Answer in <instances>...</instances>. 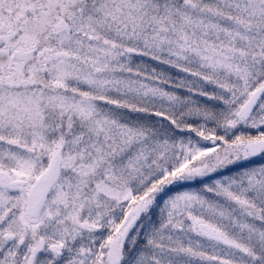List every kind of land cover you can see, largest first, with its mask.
I'll return each instance as SVG.
<instances>
[{
	"label": "snow or ice",
	"instance_id": "1",
	"mask_svg": "<svg viewBox=\"0 0 264 264\" xmlns=\"http://www.w3.org/2000/svg\"><path fill=\"white\" fill-rule=\"evenodd\" d=\"M0 264H264V0H0Z\"/></svg>",
	"mask_w": 264,
	"mask_h": 264
}]
</instances>
